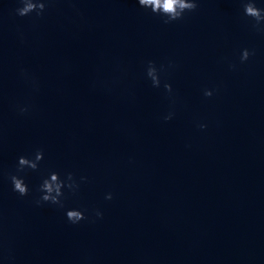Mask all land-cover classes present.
Segmentation results:
<instances>
[{
	"label": "water",
	"instance_id": "1",
	"mask_svg": "<svg viewBox=\"0 0 264 264\" xmlns=\"http://www.w3.org/2000/svg\"><path fill=\"white\" fill-rule=\"evenodd\" d=\"M21 6L0 0V264H264V32L243 0L171 24L138 0ZM148 61L174 65L160 88ZM37 150L21 197L9 175ZM50 172L87 177L63 209L35 203Z\"/></svg>",
	"mask_w": 264,
	"mask_h": 264
},
{
	"label": "clouds",
	"instance_id": "2",
	"mask_svg": "<svg viewBox=\"0 0 264 264\" xmlns=\"http://www.w3.org/2000/svg\"><path fill=\"white\" fill-rule=\"evenodd\" d=\"M18 2L22 6L17 7L14 10L16 15L25 17L35 13L38 17H40L44 15L47 10L48 3H50L51 0H18ZM138 4L144 9H150L153 14L163 17V22L165 24H171L175 21L184 19L186 13L196 11L199 7V0H138ZM243 7L245 16L251 18L255 22L253 27L257 31L264 32V8L258 7L256 0H243ZM252 55H254V52L247 48L243 49L240 55V62L244 63L248 61ZM169 67H174V65L170 64L167 67L161 65L158 68L154 61L147 62L146 75L151 80L154 88L161 87V73L167 71ZM231 67L235 68L236 66L233 64ZM24 74L27 76V73ZM163 88L169 96L173 94V88L170 83L164 82ZM204 95L206 97H211L213 96V91L205 90ZM17 107L21 114L28 112L27 107ZM174 115L175 112L171 111L164 117V120H172ZM199 127L201 129H205L207 128V125L200 124ZM43 159V150H37L31 158L28 156L19 157L17 174L9 175L14 192L18 193L21 197L29 195L30 189L22 174L27 170H39L40 162L43 161ZM86 181L87 177H81L80 181H77L75 174L71 172L66 173L64 178H61V174L59 172H50L39 186L38 191L40 196L35 200V203L37 206L50 204L63 209L65 208V200L68 198V195H77L81 183ZM65 189H67V193ZM106 199H113V195L109 193L106 196ZM96 216L102 219L103 213L97 210ZM66 217L67 220L74 225L88 219L85 215V211L80 209H68L66 211Z\"/></svg>",
	"mask_w": 264,
	"mask_h": 264
}]
</instances>
